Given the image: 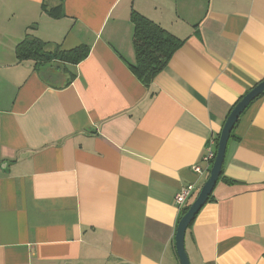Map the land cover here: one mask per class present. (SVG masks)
Segmentation results:
<instances>
[{
	"label": "crops",
	"instance_id": "0c3cea01",
	"mask_svg": "<svg viewBox=\"0 0 264 264\" xmlns=\"http://www.w3.org/2000/svg\"><path fill=\"white\" fill-rule=\"evenodd\" d=\"M132 11L183 42L148 87ZM24 39L88 55L18 61ZM263 79L264 0H0V264H179L174 196ZM233 135L190 264H264V95Z\"/></svg>",
	"mask_w": 264,
	"mask_h": 264
},
{
	"label": "trees",
	"instance_id": "16d2710c",
	"mask_svg": "<svg viewBox=\"0 0 264 264\" xmlns=\"http://www.w3.org/2000/svg\"><path fill=\"white\" fill-rule=\"evenodd\" d=\"M50 15L52 17H59L58 14L51 12ZM130 22L133 26L132 47L135 54V65L131 66V71L144 87H148L155 76L167 66L174 53L180 48L183 42L137 12H131ZM42 45L43 44L36 39H24L15 48L17 60H32L36 65L49 62L53 59H57L61 62L78 63L88 55V48H78L69 52L56 51L54 53H46L43 51ZM71 59L74 60L72 61ZM234 138L232 131L229 140ZM217 140L218 137L215 138V152ZM223 168L224 163L218 181L221 180L226 184H233L234 181H230L222 175ZM211 200L212 193L207 202ZM187 207L188 203L180 210V215L185 213ZM192 223L193 221L189 224L187 230L191 228Z\"/></svg>",
	"mask_w": 264,
	"mask_h": 264
},
{
	"label": "water",
	"instance_id": "95a60500",
	"mask_svg": "<svg viewBox=\"0 0 264 264\" xmlns=\"http://www.w3.org/2000/svg\"><path fill=\"white\" fill-rule=\"evenodd\" d=\"M262 95H264V79L254 85L251 89L248 90L247 93H245L241 97V99L234 105L224 121V124L218 136L215 157L208 171V175L204 183L200 187L195 199L188 205L185 213L179 216L176 225L174 243L179 264H190L185 251V234L189 224L194 220L195 216L206 204L210 194L212 193L215 185L218 182L225 160L226 150L231 132L233 131L235 124L237 123L244 110L255 99Z\"/></svg>",
	"mask_w": 264,
	"mask_h": 264
},
{
	"label": "built area",
	"instance_id": "2783aa9c",
	"mask_svg": "<svg viewBox=\"0 0 264 264\" xmlns=\"http://www.w3.org/2000/svg\"><path fill=\"white\" fill-rule=\"evenodd\" d=\"M215 157V139L210 138L206 144L204 155L202 156V162L205 165V168L202 169L199 166L193 168L194 172L197 174L208 173L210 166ZM198 188L194 184H189L186 187H183L178 190L174 196V203L178 210H181L186 206L189 199L197 192Z\"/></svg>",
	"mask_w": 264,
	"mask_h": 264
},
{
	"label": "rangeland",
	"instance_id": "374dc122",
	"mask_svg": "<svg viewBox=\"0 0 264 264\" xmlns=\"http://www.w3.org/2000/svg\"><path fill=\"white\" fill-rule=\"evenodd\" d=\"M210 167H211V166H210ZM198 191H199V190H197V192H196V193H195V194L189 199L190 202H192V201L195 199V197H196ZM189 201H188V202H189Z\"/></svg>",
	"mask_w": 264,
	"mask_h": 264
}]
</instances>
